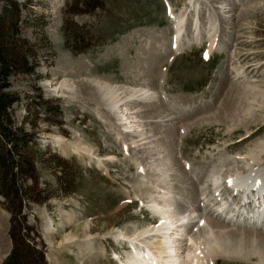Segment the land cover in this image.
<instances>
[{
	"label": "rangeland",
	"instance_id": "obj_1",
	"mask_svg": "<svg viewBox=\"0 0 264 264\" xmlns=\"http://www.w3.org/2000/svg\"><path fill=\"white\" fill-rule=\"evenodd\" d=\"M10 2L20 8L19 32L11 15L7 41L20 39L38 63L34 74L15 73L5 88L20 96L11 116L16 127L33 133L26 153L35 155L33 177L19 180L24 200L17 227L44 263L80 264L77 243L91 234V248L101 253L85 264H123L132 247L114 233L160 227L161 216L148 205L153 194L169 189L182 211H194L188 233L206 228L199 232L202 245L192 247L201 264H264V229L214 218L225 227L212 235L200 220L221 198L240 201L226 184L237 169L249 173L246 157L264 141V0H3L0 12ZM175 14H183L184 34L196 40L163 60L176 36ZM213 35L216 48L208 59ZM96 81L136 89L154 84L164 106L157 111L139 101L132 112L139 111L128 116L138 132L123 134L125 121L107 106ZM66 82L74 91L63 88ZM230 97L237 104L220 116ZM261 158L257 167L263 169L264 153ZM224 159L238 163L227 167ZM207 170L220 172L223 197L215 196ZM14 212L0 194V264L14 249ZM69 236L75 242L66 244ZM216 237L218 254L205 258L201 250Z\"/></svg>",
	"mask_w": 264,
	"mask_h": 264
},
{
	"label": "bare ground",
	"instance_id": "obj_2",
	"mask_svg": "<svg viewBox=\"0 0 264 264\" xmlns=\"http://www.w3.org/2000/svg\"><path fill=\"white\" fill-rule=\"evenodd\" d=\"M172 16L173 18L175 16V19L177 21L176 36L175 39L174 38H173L174 40L171 39L167 44V46L165 47V53H162L163 55L161 54L163 60L165 57L167 58L174 53L182 52L184 47H186L190 43L192 44L194 40H196L195 39L196 37H194L193 39V35L189 37V34H186L185 36L184 33L187 30L185 28L186 24L183 14H180L178 16H176L175 14ZM198 19L199 18L196 17V19L193 22L195 28L192 29L194 30V32L197 31L196 27L200 25L198 24L199 21ZM198 30L200 32L199 31L195 32L197 37L202 32L200 28H198ZM206 31L207 29L205 28L204 32L207 34L208 31L207 32ZM214 38L215 35H213L212 40L210 41V46L206 53L207 56L211 55L212 54L211 52L216 48L215 45L216 39ZM95 83L102 92L104 91V97L108 102L107 106H109V108L113 110V112L116 114V116L119 118L120 121L121 120L123 122L125 121V123L123 124L125 132L123 134H129V133L134 134L135 132H138L136 131L137 129H134L137 125L135 126L132 123L136 121H128L129 118L128 116H130V114H135L139 111L138 110L137 112L136 111L132 112L133 109L137 108V104L139 101H144L147 103L152 102L153 104L151 103V105H154L153 108L157 107L154 110L158 109L160 111L164 106L159 104L158 100H156L157 92L153 88L154 84L153 85L146 84L144 85V87L146 86L145 88L140 87V89H136L130 87H123L121 85L120 86L112 85L107 82L96 81ZM63 88L65 90L72 92L76 87L74 86L73 83L66 82ZM258 96L256 94L255 98L254 99L251 98V99L255 100L256 102L257 101L256 97ZM257 103L263 104V102H257ZM236 104H235V99H233V97L230 100H226L225 103L223 104L224 111H220V116L221 114L225 115V113L231 112V110H233V105L235 107ZM151 105L149 103V106ZM245 110L248 111L247 114H251L252 105L249 104V107H247ZM132 117H138V116L133 115ZM196 124L198 125L200 123L197 121ZM58 141L62 142V140H58ZM135 142L136 141H133L132 143ZM76 151L81 152L82 150L78 148L76 149ZM263 153H264V141H262L258 145L256 150H252L248 154L247 157L249 158L246 157L247 162L244 163L243 166L246 169L250 170L249 173H246L248 175L246 174L242 175L243 172H240L239 169L234 171L235 177L230 180L229 185L232 187L233 190H236L237 195L232 193L230 194L233 195V198H239L238 196H240L241 198L240 201H238V203H236L233 199V201L235 202L234 205H231L232 203L226 201L227 199L224 201V199L221 198L223 197L222 194L223 190L221 189L222 184L220 183L221 181L220 172L215 173L213 171L209 172L207 170L209 173L205 177H208V179L213 182L214 193H216V195L219 194L221 196L220 197L221 201L219 202L220 205L213 211L212 214L207 215L205 211H202V215L200 216V220H202L203 222L206 221V224L209 226V231L212 233V235L217 234V232L214 231L215 228L223 227V226L225 227V223H231L236 226H242V227L255 226L264 229V166L263 169L257 167V165H259L262 161L261 156ZM234 163L237 164L238 163L237 160H232V159L223 160V164L227 167L228 165ZM185 167L190 168L188 163L185 165ZM262 189L263 191H261ZM171 192L169 191V189L168 190L164 189L163 194H153L151 204L148 205L150 207V210L161 216L162 225L160 227L156 226L155 228H143L141 232L137 230H128L130 232H127L125 235L121 232L114 233L113 236H115L114 238L116 240L120 239L121 240L120 242L122 243L126 242L132 247L131 253L130 254L127 253L128 255L126 262L122 261L123 264H201L200 262L202 259L198 255H196L195 252H193L194 249H192V247L194 248L196 243H198L200 246L202 245L200 244L199 241L200 238L199 232L206 233V228L204 227L203 229H201V231L199 230V232H195V235L188 233L187 228L189 227L193 219L192 212L194 213V211H192L193 209L191 211L189 210L182 211L181 207L180 206L178 207L179 204H177V201L175 199L170 198ZM183 205L184 204H182L181 206ZM202 206L204 208L206 207L207 209L205 203H203ZM214 218L221 220L225 223L218 222ZM86 226L89 227L88 224H86ZM47 232L49 234L54 232V225L52 224L51 221L47 223ZM1 233L2 230L0 231V235ZM69 238L71 237L69 236ZM94 239L96 240V237H93L91 234H88L87 238L81 244L77 243V246L81 251L77 258L79 259L80 264H85L87 263L88 260L92 261L100 257L101 250L98 248L99 250L96 252L94 251V248H91L92 246H94V242H95ZM218 239L219 237L218 238L216 237V239H214L212 243L207 245L208 248L205 247L203 248V250H201L202 253L204 252L203 256L205 258L207 257V255L218 254L216 248V245H219ZM262 240L264 242V237ZM73 242L75 241L74 239L71 238V240L66 241V244H71ZM89 248L90 250L88 252H85V250ZM0 257L2 256L0 255Z\"/></svg>",
	"mask_w": 264,
	"mask_h": 264
},
{
	"label": "trees",
	"instance_id": "obj_3",
	"mask_svg": "<svg viewBox=\"0 0 264 264\" xmlns=\"http://www.w3.org/2000/svg\"><path fill=\"white\" fill-rule=\"evenodd\" d=\"M3 0H0L2 2ZM8 3L0 12V194L5 196L14 205L16 212L12 218L11 238L14 241V249L11 257L5 264H45L41 252L31 243L26 242L21 235V228L17 227V214L21 210L23 189L19 183L21 178H32L34 172L35 155L27 154L33 133L26 132L23 127H16L10 108L20 102V96L13 92L5 91L10 77L18 72L34 74L38 63L32 57L35 54L28 53L20 44V39H14V43L7 41L6 21L13 16L15 34L19 32L18 19L20 8L16 2ZM14 28V26L12 27ZM24 44H29L28 42ZM31 46V44H29ZM35 57V56H34ZM32 59V60H31ZM31 60V61H30ZM43 110L47 112V101H41ZM58 110V105L56 107ZM26 153V154H25ZM18 228V229H17ZM14 230L16 234L14 235Z\"/></svg>",
	"mask_w": 264,
	"mask_h": 264
}]
</instances>
